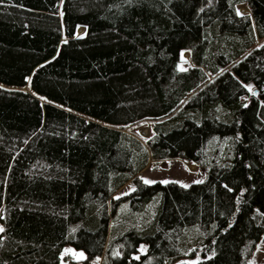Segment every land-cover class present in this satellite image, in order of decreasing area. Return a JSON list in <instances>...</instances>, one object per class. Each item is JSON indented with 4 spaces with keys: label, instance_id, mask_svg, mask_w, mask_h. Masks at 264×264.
<instances>
[{
    "label": "trees",
    "instance_id": "obj_1",
    "mask_svg": "<svg viewBox=\"0 0 264 264\" xmlns=\"http://www.w3.org/2000/svg\"><path fill=\"white\" fill-rule=\"evenodd\" d=\"M261 39L264 0H0V264H60L65 246L100 264H252ZM145 121L147 138L129 131ZM214 137L231 146L221 165ZM169 158L204 181L138 176Z\"/></svg>",
    "mask_w": 264,
    "mask_h": 264
},
{
    "label": "rangeland",
    "instance_id": "obj_2",
    "mask_svg": "<svg viewBox=\"0 0 264 264\" xmlns=\"http://www.w3.org/2000/svg\"><path fill=\"white\" fill-rule=\"evenodd\" d=\"M239 12H249L246 6L241 5L238 7ZM84 30L77 34L80 35ZM256 46H264V39L259 40ZM192 65L191 57L187 52H181L180 62L178 67L180 69L187 68ZM150 122L145 121L138 125L131 126L129 131L135 135H139L142 138H147L149 135ZM146 129V134L142 135V131ZM210 147V148H209ZM230 148L228 139H218L214 137L207 147V152L214 149V153L211 154L210 158H206L210 163H215L221 165L224 163V158L222 154L226 148ZM230 161V158L228 160ZM140 179L145 183V180L151 183L155 181L168 182L174 181L181 186H188L192 183L202 182L206 177V170L203 167L188 164L186 161L179 158H169L159 162L151 161L148 166L142 170L139 175ZM135 189V184L133 182H128L122 186L116 193H114V198L123 197L130 194ZM193 245V243H192ZM146 245L140 244L136 254L132 257L137 258L139 254L145 252ZM192 249V248H191ZM190 249V250H191ZM62 260L60 264H100L101 258L98 256L92 258H86V255L80 251L73 249L71 246H65L61 252ZM249 260L252 264H264V238H262L254 247L249 255ZM197 261V258H181L172 261L171 264H193Z\"/></svg>",
    "mask_w": 264,
    "mask_h": 264
},
{
    "label": "bare ground",
    "instance_id": "obj_3",
    "mask_svg": "<svg viewBox=\"0 0 264 264\" xmlns=\"http://www.w3.org/2000/svg\"><path fill=\"white\" fill-rule=\"evenodd\" d=\"M83 29L82 28H79V32H81ZM78 31V30H77ZM142 135H145L146 134V129L142 131L141 133Z\"/></svg>",
    "mask_w": 264,
    "mask_h": 264
},
{
    "label": "snow or ice",
    "instance_id": "obj_4",
    "mask_svg": "<svg viewBox=\"0 0 264 264\" xmlns=\"http://www.w3.org/2000/svg\"><path fill=\"white\" fill-rule=\"evenodd\" d=\"M145 183H151L150 181H147V180H145ZM0 231H2V229H0Z\"/></svg>",
    "mask_w": 264,
    "mask_h": 264
}]
</instances>
